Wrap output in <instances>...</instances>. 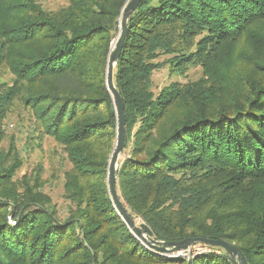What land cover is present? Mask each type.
I'll list each match as a JSON object with an SVG mask.
<instances>
[{
  "label": "trees",
  "instance_id": "16d2710c",
  "mask_svg": "<svg viewBox=\"0 0 264 264\" xmlns=\"http://www.w3.org/2000/svg\"><path fill=\"white\" fill-rule=\"evenodd\" d=\"M128 1L70 0L48 10L36 0H0V71L13 75L0 82V264H234L209 244L189 258L146 246L111 197L119 115L106 74ZM260 24L264 0H141L114 74L130 151L117 176L126 209L159 241L223 239L245 264H264ZM166 64L184 74L200 65L203 77L156 94L153 74ZM244 66L256 75L246 77ZM17 102L37 137L54 138L69 157L68 216L41 184L15 179L22 158L14 137L7 149L2 143Z\"/></svg>",
  "mask_w": 264,
  "mask_h": 264
},
{
  "label": "rangeland",
  "instance_id": "374dc122",
  "mask_svg": "<svg viewBox=\"0 0 264 264\" xmlns=\"http://www.w3.org/2000/svg\"><path fill=\"white\" fill-rule=\"evenodd\" d=\"M36 2L48 10H56L60 7L67 6L70 3V0H36ZM260 25L261 29L264 30V24ZM118 35L119 33L113 40V43ZM240 44L238 45L240 46ZM238 48L240 49L241 47ZM167 58L168 56L163 55L159 57L158 61L162 62ZM229 61L233 62V58ZM251 67L244 66L241 69V72L248 78H253L256 75V70L254 73L252 70L253 67L252 69ZM174 69H172L169 64H166L154 72L153 89L156 94L164 86H167L174 81L181 83L196 82L197 80L200 81L203 77V67L200 65L189 68L186 74ZM257 76H259L258 72ZM12 77V73L6 66L0 71V82L7 81V83H9L12 80ZM19 105V102H17L8 113L4 124L7 132V139L2 143L3 147L7 149L10 147V141L14 137L20 158H22L23 165L17 171L15 179L19 180V182L23 179V181L28 183L29 186L34 183L41 184V191L51 197L53 202L52 206L56 207L59 212L58 215L61 217L68 216V206H70V204L72 206V203L65 196L64 182L65 174L71 167V163L68 159L69 157L67 156L64 147L54 138L46 137L43 140V136L37 137V131L34 129L31 112L27 109L24 110ZM128 151L129 149L122 152L119 161L127 156ZM137 222L140 223L142 221L138 219ZM196 245H199L202 249L207 247L200 244ZM207 249L211 248L207 247ZM191 255H194L193 249L190 251L187 249L168 253V256L173 257L181 256L189 258Z\"/></svg>",
  "mask_w": 264,
  "mask_h": 264
},
{
  "label": "water",
  "instance_id": "95a60500",
  "mask_svg": "<svg viewBox=\"0 0 264 264\" xmlns=\"http://www.w3.org/2000/svg\"><path fill=\"white\" fill-rule=\"evenodd\" d=\"M140 1L141 0H129L123 8L119 21L120 32L117 39L113 43V48L107 67L106 84L115 102L117 114L119 115L117 140L115 143L114 150L110 155L111 158L109 161L110 170L108 172V180L111 191V197L124 222H126L127 226L136 235V237L140 241H142V243L146 246L155 248L163 252H179L182 250L189 249L193 245L204 243L224 248L234 264H245L238 249L233 244H230L229 242L223 239H210L201 236L187 237L177 242L159 241L155 239L154 232L151 227L145 222H137L135 218L131 215V213L126 209L125 205L122 203L119 197L120 195L117 189V176L120 165L119 159L120 156H122L121 154L126 143V113L123 97L118 90L119 88H117L115 85L114 74L115 66L119 61V57L124 47L125 38L128 30L129 17L133 14Z\"/></svg>",
  "mask_w": 264,
  "mask_h": 264
},
{
  "label": "built area",
  "instance_id": "2783aa9c",
  "mask_svg": "<svg viewBox=\"0 0 264 264\" xmlns=\"http://www.w3.org/2000/svg\"><path fill=\"white\" fill-rule=\"evenodd\" d=\"M206 247V246H205ZM191 249H193V251H194V254H197V253H199V252H203V251H209L210 249H207V247L206 248H204V249H202V248H200V246L198 245H193L191 248H189L188 249V251H190ZM187 250V249H186Z\"/></svg>",
  "mask_w": 264,
  "mask_h": 264
}]
</instances>
